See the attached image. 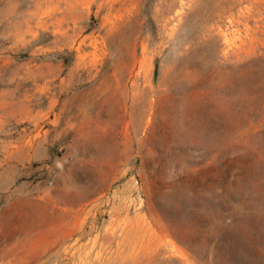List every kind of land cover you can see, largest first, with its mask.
<instances>
[{"label": "rangeland", "instance_id": "374dc122", "mask_svg": "<svg viewBox=\"0 0 264 264\" xmlns=\"http://www.w3.org/2000/svg\"><path fill=\"white\" fill-rule=\"evenodd\" d=\"M0 264H264V0H0Z\"/></svg>", "mask_w": 264, "mask_h": 264}, {"label": "bare ground", "instance_id": "6f19581e", "mask_svg": "<svg viewBox=\"0 0 264 264\" xmlns=\"http://www.w3.org/2000/svg\"><path fill=\"white\" fill-rule=\"evenodd\" d=\"M126 95L128 96V98L133 100L134 103L137 102L139 99H143L146 97V94L141 93V90L139 89V86L136 83V81L131 85V88ZM149 114H150L149 110L148 111L145 110L144 112H142V114H140V119L141 121L144 122V124H147L145 120L147 119ZM135 115L136 114L134 113V111L130 113L129 117L131 121L128 123L129 126H130V123L133 121ZM134 132L137 133V130H135ZM139 228L135 226L127 230L125 233V237L120 242V244L130 245L133 249H136L138 246H142L143 245L142 243L145 241V236L141 234V230Z\"/></svg>", "mask_w": 264, "mask_h": 264}]
</instances>
